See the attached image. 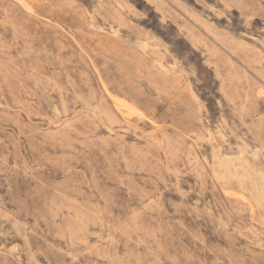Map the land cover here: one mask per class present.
<instances>
[{"label":"rangeland","instance_id":"374dc122","mask_svg":"<svg viewBox=\"0 0 264 264\" xmlns=\"http://www.w3.org/2000/svg\"><path fill=\"white\" fill-rule=\"evenodd\" d=\"M0 264H264V0H0Z\"/></svg>","mask_w":264,"mask_h":264}]
</instances>
